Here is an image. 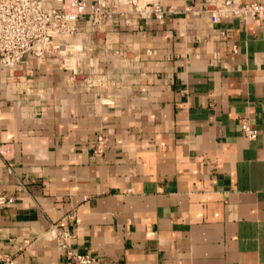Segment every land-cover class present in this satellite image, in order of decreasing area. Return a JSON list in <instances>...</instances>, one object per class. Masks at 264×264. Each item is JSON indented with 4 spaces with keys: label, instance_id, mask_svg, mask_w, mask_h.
Masks as SVG:
<instances>
[{
    "label": "crops",
    "instance_id": "1",
    "mask_svg": "<svg viewBox=\"0 0 264 264\" xmlns=\"http://www.w3.org/2000/svg\"><path fill=\"white\" fill-rule=\"evenodd\" d=\"M206 1L118 18L101 86L0 62V264H71L53 224L96 264H264V19Z\"/></svg>",
    "mask_w": 264,
    "mask_h": 264
},
{
    "label": "built area",
    "instance_id": "2",
    "mask_svg": "<svg viewBox=\"0 0 264 264\" xmlns=\"http://www.w3.org/2000/svg\"><path fill=\"white\" fill-rule=\"evenodd\" d=\"M204 10L214 23L228 15L264 19V4L258 1L207 0ZM166 12L161 0H0L2 69L9 70L25 59L49 60L71 71L70 82L101 86L105 75L98 52H117L116 20L120 18L126 25L138 18L161 22ZM243 128L249 139L257 138L259 131L248 122ZM106 147L107 137L101 132L94 150L104 153ZM7 148L0 144V152ZM14 201L13 196L0 192V204ZM48 235L59 243L71 264H96L98 258L92 253L73 250L66 230L53 224ZM4 258L10 260L9 255Z\"/></svg>",
    "mask_w": 264,
    "mask_h": 264
},
{
    "label": "bare ground",
    "instance_id": "3",
    "mask_svg": "<svg viewBox=\"0 0 264 264\" xmlns=\"http://www.w3.org/2000/svg\"><path fill=\"white\" fill-rule=\"evenodd\" d=\"M103 82V81H102Z\"/></svg>",
    "mask_w": 264,
    "mask_h": 264
}]
</instances>
